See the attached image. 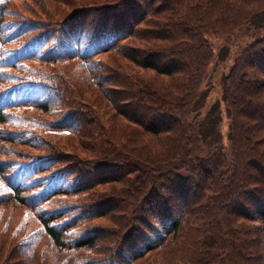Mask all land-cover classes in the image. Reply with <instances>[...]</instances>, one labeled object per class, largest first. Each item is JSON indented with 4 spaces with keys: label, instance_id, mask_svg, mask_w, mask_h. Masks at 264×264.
Returning a JSON list of instances; mask_svg holds the SVG:
<instances>
[{
    "label": "trees",
    "instance_id": "obj_1",
    "mask_svg": "<svg viewBox=\"0 0 264 264\" xmlns=\"http://www.w3.org/2000/svg\"><path fill=\"white\" fill-rule=\"evenodd\" d=\"M78 1L63 21L81 19L79 32L76 25L66 24L69 29L73 26L74 33L67 29L72 36L52 43L53 36L44 33L45 20L37 17L38 24L32 19L30 24H13L11 5L6 6L9 0H0V122L8 120L3 102L13 98L6 90L29 82L19 70H29L25 74L29 78L40 75L25 64L29 58L51 65L61 62L64 69L74 65V89L82 83L94 84L98 97L113 110L101 119L115 121L108 122L111 137L108 130L99 132L95 148H88L95 150L88 157L91 166L86 167L95 168V180L79 168L75 156L68 167L75 168L76 175L65 168L67 180L58 170L33 176L54 164L46 153L27 168L31 177L22 182L15 163L0 158V174L7 176L13 191L7 200L30 207L39 204L33 214L23 212L21 227L10 235L7 224L0 227V264H14V255L21 256L20 264L37 260L41 264H264V32L247 38L239 30L247 24L264 27V0ZM58 2L72 5V0H41L38 12L52 19ZM231 47L235 49L232 63L220 76L221 96L198 118L193 111L200 94L205 95L199 86L207 68L216 57L230 59L226 56ZM43 74L45 79L35 81L52 95L49 84H61L63 79L55 71ZM66 75L64 70L61 77ZM30 85L25 100L32 91L41 92L37 84ZM54 89L66 93L65 87ZM49 93L43 97L46 102L37 103L46 112ZM14 96L20 99L18 93ZM222 108L229 119L227 144L215 143V150L203 156L207 121L219 124ZM73 111L64 112L62 119L69 121ZM0 137L17 143L1 130ZM82 143L80 139L79 146ZM3 147L0 142V150ZM66 181L76 184L67 187ZM101 186H108L107 191L106 187L97 190ZM94 189L96 195L87 198V206L102 207L94 215L76 202L67 209L77 212L62 220V208L42 210L41 202L51 196ZM118 189L119 195L112 193ZM22 190L26 194L20 196ZM116 198L124 222L118 223L128 225L124 237V228L107 233L105 224H98L96 233L82 227L78 234H70L80 223L109 218L118 208ZM109 247L115 256L107 254ZM55 249L65 256L55 254Z\"/></svg>",
    "mask_w": 264,
    "mask_h": 264
},
{
    "label": "rangeland",
    "instance_id": "obj_2",
    "mask_svg": "<svg viewBox=\"0 0 264 264\" xmlns=\"http://www.w3.org/2000/svg\"><path fill=\"white\" fill-rule=\"evenodd\" d=\"M40 1L41 0H9V3H7L6 6L11 5L8 12L13 18V24H30L31 21L29 19L35 21L33 22V24H38L37 17H39L45 20L43 25V29L45 30L44 33L53 36V39L51 38L52 43L55 42V38L62 37L64 39H69V37H71L72 35L69 34L68 30H71V32L74 33L72 29L74 25H76L75 31L79 32L77 24L81 23V19H78L75 22L70 21L68 22V24L63 21L66 15L74 10L73 7H75V5L77 6L79 2L78 0H72V5H69V3H66V5L62 4V2H58L56 5L58 12L52 15V17H54L52 19H46L50 16L47 15L46 17L38 12ZM66 1L69 2V0ZM102 22L107 23L104 20H102ZM63 24H73V26L71 27V29H69L67 25L65 27H62ZM239 30L243 31L244 37L246 36L247 38H249L251 34H261V32H264V27L258 29L255 28L254 25L252 26V24H247ZM16 40H20V37L13 39L10 44L15 42ZM234 50L233 47H231L230 54L226 56L227 58L230 55V59L222 61L216 57L215 62L208 66L207 72L199 86V91L205 90V95L203 96V94H200L199 98L196 101L195 110L193 111V114H196L198 112V118H201L205 115L208 107L215 99L220 98L222 90L220 76L222 72L227 71L229 64L232 63ZM96 56L101 57L103 55H95L94 57ZM24 60L25 64H27L31 70H35L40 75H31L32 77L29 78V76L25 75L31 73L29 70H19L20 73L24 74L26 80H29L28 83H25L24 85L18 87L19 90L17 91V93L20 99H17V101L15 102H11L10 104L12 105V107H6V104H8V102H3V105L1 102L2 107H4L5 114H8L7 122L0 123L1 133L2 135H7V137H15L17 143L9 142L6 139H0V142L4 145V150H0V158L8 159L9 162L15 163V165H19L20 160H26L29 158L38 159L40 155L47 153L51 157L50 162L55 161L54 164L52 165L49 163L44 170L41 169L37 173L35 172L36 174L34 173L33 176L42 177L45 176L47 172L58 170L56 172H65L64 174L62 173V180H67V170L69 174L74 175L76 173L75 168L68 167L69 160L72 159L73 156H75L77 158V162L80 165L79 168L84 167V170L89 173L86 174V176L92 180H95V168H86L88 166H91L92 160L88 159V157H92L95 150L90 152L88 148H95V144H97V141L94 137L96 134H100L99 132L103 131L107 133L108 128H110L108 122H112L114 120L109 118L104 122L101 117H106L108 116V114H111L113 111L112 108L108 104H106V101L104 99H100L98 97L96 93L97 87L94 84L88 86L86 85V83H82L79 88H77V90L74 89L72 80L77 76V74H74V65L64 69V65L61 62H55L54 65H51L48 61H38L35 58ZM45 63L49 64L45 65ZM8 68L9 67H6L7 71L9 70L10 72H18V70ZM64 70H66L67 72L66 78L61 77ZM48 71H55L56 74L60 76L59 78L63 79V82L61 84H56L54 82V86H52V84H49L50 88H52V95L46 89L45 91H43L44 89L40 88L39 82L35 81V79H45V75L43 73L47 74ZM78 74H81V72ZM10 82H12V80H10ZM31 83L37 84L41 89V92L39 93V95H37L34 91H32L25 100L24 97L27 92L24 87L29 86ZM57 86L65 87L66 93L60 91L59 89H54ZM48 93L51 95V99L47 102L49 106L47 105L48 110L46 112L43 111L37 103H40L42 101L46 102V99L43 97ZM21 101H26L27 103L22 104ZM221 105L223 106V104ZM71 108H74V111L71 117H67L69 121L62 119L64 116L63 113L71 110ZM10 113H12V116H10ZM221 114L222 120L219 122V124L216 125L213 120L211 122L207 121V126L205 127L206 130L204 129L207 143L205 145L207 151H203V156L215 150L213 149L215 143H222V146H225L227 144L229 119L227 117V114H225L223 108ZM32 116L35 117L34 120L32 119ZM117 118L122 125H125L126 121H123L120 117ZM63 125L64 127H62ZM59 128L62 129L59 130ZM110 133L112 132L108 130L107 136L111 137ZM33 138H37L36 142L33 140ZM23 139H27V143H25ZM80 139H82L83 143L79 146ZM102 141L105 142L106 140L103 139ZM71 150H73L72 154L67 153ZM57 167H64V169ZM65 168H67V170ZM28 174L29 172H27V175ZM25 178L29 181V178L26 176L21 179V181H23ZM6 180L7 176H2L0 174V227H3L7 224L8 227L6 228V233L7 235H10L11 231L17 230L21 227V224L19 222L23 219V212L28 211L33 214L34 210L38 208L39 204L30 207L25 204L22 205L15 200L8 201L7 197L11 193V189L10 186L8 187ZM63 183L67 187L74 186L76 184L74 182L72 183L73 185H71L67 183V181ZM25 186H27V184ZM105 187L107 191L108 186H101L97 188V190L103 189ZM23 190L20 196L26 194ZM32 190L33 188L31 189V192ZM112 193L119 195L120 189L113 191ZM95 195V189L87 193H71L63 197H61L62 195H54L49 197V199L45 200L44 202H41V204H43V206L41 207L42 210L50 206L58 207L60 209L62 208L65 212L63 215H61L62 220L65 217H69L70 215L73 216V214H75L74 212H77L75 211V209L73 210V212H68L67 209V206L70 204V202H76L75 206H80L82 209L85 208V213L90 212L92 213L91 215H94V213L98 212L102 207L97 204L87 206V204L89 203V200L87 198ZM116 201L117 202H115L114 205H116L118 208H113L117 210L112 211L109 218H93L94 220L91 219L92 221L85 225L80 223V227L78 228V230L70 229V234H78L82 227L88 229V231L96 233L99 230L97 226L98 224H105L108 228L107 233H111L112 231L117 229H123L124 226L119 225L118 223L119 221L123 222V220L121 219V217H123V214L119 210L122 207H120L118 203L119 200L117 198ZM59 204H62V206L59 207ZM133 223L134 222L131 221L128 222L129 225ZM125 228H128V225ZM125 228L122 230V237H124L123 234L127 231V229ZM128 233L127 236H130V234ZM38 246L40 248L42 247L40 244ZM42 250L44 253L49 252V250L45 246L42 248ZM61 251L62 250L60 249L59 251L55 249V254L60 255V257L65 256L64 251L60 253ZM127 253L128 252L125 253L126 256ZM90 254L94 255L93 252H90ZM107 254L115 256L114 254H112L111 248L109 249ZM128 257L130 259V255H128ZM58 260L60 261L59 257ZM11 261L14 264H20L23 262L21 256L17 255H14L11 258ZM41 263L42 262L40 260H37L35 262H32L31 264ZM135 264L139 263L136 262Z\"/></svg>",
    "mask_w": 264,
    "mask_h": 264
}]
</instances>
